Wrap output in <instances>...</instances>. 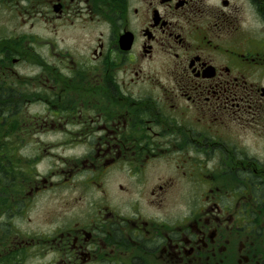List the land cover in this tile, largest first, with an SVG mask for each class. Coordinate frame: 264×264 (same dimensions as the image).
I'll list each match as a JSON object with an SVG mask.
<instances>
[{
  "label": "flooded vegetation",
  "instance_id": "af4514ba",
  "mask_svg": "<svg viewBox=\"0 0 264 264\" xmlns=\"http://www.w3.org/2000/svg\"><path fill=\"white\" fill-rule=\"evenodd\" d=\"M0 264H264V0H0Z\"/></svg>",
  "mask_w": 264,
  "mask_h": 264
}]
</instances>
